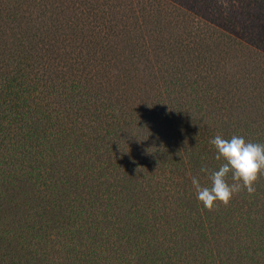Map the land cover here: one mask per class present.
Segmentation results:
<instances>
[{
	"label": "trees",
	"instance_id": "1",
	"mask_svg": "<svg viewBox=\"0 0 264 264\" xmlns=\"http://www.w3.org/2000/svg\"><path fill=\"white\" fill-rule=\"evenodd\" d=\"M217 134L264 143V0H0V264H264Z\"/></svg>",
	"mask_w": 264,
	"mask_h": 264
},
{
	"label": "clouds",
	"instance_id": "2",
	"mask_svg": "<svg viewBox=\"0 0 264 264\" xmlns=\"http://www.w3.org/2000/svg\"><path fill=\"white\" fill-rule=\"evenodd\" d=\"M209 143L215 150L218 167L201 166L208 184H202L197 176L191 177V184L198 202L213 211L218 204L227 206L241 192L250 196L256 192L255 184L264 176V143L236 134L230 138L217 134Z\"/></svg>",
	"mask_w": 264,
	"mask_h": 264
}]
</instances>
